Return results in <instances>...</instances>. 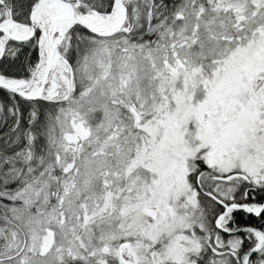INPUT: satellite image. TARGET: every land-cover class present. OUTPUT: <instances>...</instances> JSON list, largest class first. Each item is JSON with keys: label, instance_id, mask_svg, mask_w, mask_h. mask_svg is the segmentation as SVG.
I'll list each match as a JSON object with an SVG mask.
<instances>
[{"label": "snow or ice", "instance_id": "1", "mask_svg": "<svg viewBox=\"0 0 264 264\" xmlns=\"http://www.w3.org/2000/svg\"><path fill=\"white\" fill-rule=\"evenodd\" d=\"M0 264H264V0H0Z\"/></svg>", "mask_w": 264, "mask_h": 264}]
</instances>
